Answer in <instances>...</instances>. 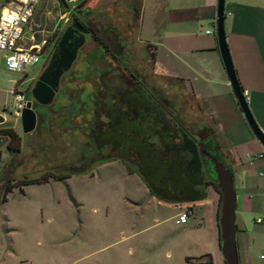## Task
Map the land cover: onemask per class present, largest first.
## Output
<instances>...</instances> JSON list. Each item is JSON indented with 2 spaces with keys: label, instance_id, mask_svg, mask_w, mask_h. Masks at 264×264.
Returning a JSON list of instances; mask_svg holds the SVG:
<instances>
[{
  "label": "rangeland",
  "instance_id": "1",
  "mask_svg": "<svg viewBox=\"0 0 264 264\" xmlns=\"http://www.w3.org/2000/svg\"><path fill=\"white\" fill-rule=\"evenodd\" d=\"M7 1L0 0V12ZM140 5L141 0H84L78 10L90 9L93 15L106 10L111 14L112 10L115 13L108 16L109 22L132 27ZM66 11L67 7L61 0H39L30 24L33 33L27 29L24 39L31 40L34 35L35 43L39 44L43 53L40 63L30 67L26 76L4 67L0 70V117L6 118L7 126L15 127L13 130L20 134L23 149L15 157L8 156L7 150H3L0 191L9 180L38 179L49 173L65 175L67 165L80 157L83 134L88 129L84 119H89L90 111L84 109L81 112L73 130L68 127L64 131L54 128L51 134H44L43 138L40 137L44 133L42 131L26 135L21 118L14 114L13 96L10 93L14 89L13 81L19 80L17 89L25 94L26 101L34 99L30 89L32 80L41 72L51 49L79 12L73 13L65 22ZM135 34L128 44L124 62L132 70L148 73L153 64L147 61L151 58L147 44L141 43ZM125 42L127 44V40ZM100 56L98 50L91 58L82 56L77 68L84 69L94 59L100 60ZM149 79L151 83L158 82L150 76ZM69 83L73 88L84 83V80L81 76H73ZM39 150L43 152L33 158L32 154ZM263 170L264 167L257 168L250 173L251 184L264 186ZM235 176L238 181L240 177ZM71 177L68 182L51 180L45 185L26 187L24 194L15 190L9 195L5 208L0 205V255L12 251L11 246L34 251L33 242L35 244L40 240L45 247H39L35 252L39 254L40 250L42 254L41 249L48 252L56 264H189L187 259L197 258L195 250L202 247L210 250L211 264H217L215 251L222 256L212 190L203 201L206 206L194 209L188 225H177L175 219H171L176 210L167 203L159 204V200L149 202L150 197L144 193V188L118 166L94 167ZM216 196L218 199L219 196ZM260 203L263 207L261 213L247 218L249 257L253 264H264L261 258L264 255V220L262 223L256 222L257 218L264 216V190L260 193ZM220 209L221 203L218 211ZM4 214L11 220L10 226L1 224ZM7 228L15 229L11 238L6 236ZM31 231L37 234L30 239L28 234ZM122 231L132 234L129 243L121 240ZM107 233L110 236L105 237Z\"/></svg>",
  "mask_w": 264,
  "mask_h": 264
},
{
  "label": "crops",
  "instance_id": "2",
  "mask_svg": "<svg viewBox=\"0 0 264 264\" xmlns=\"http://www.w3.org/2000/svg\"><path fill=\"white\" fill-rule=\"evenodd\" d=\"M218 3L219 0H141L138 16L132 27L121 23H109L115 26L116 34L121 36V39L125 38L128 44L132 42L135 33L141 43L147 44L151 57L147 61L153 64L151 74L159 77L161 88L167 97L172 98V103L180 112L181 121L197 131L213 133L222 153L227 155L226 162L233 170L234 188L237 194L236 242L239 263L253 264L249 257L247 218L261 213L263 207L260 203V193L264 190V186L251 184L250 173L254 169L264 167V147L249 128L223 65L217 39ZM110 12L115 13L112 10ZM103 14L111 15L108 10ZM28 29L31 32L33 30L31 27ZM225 33L239 84L243 92L249 93L248 106L264 133V0H225ZM32 45H39L35 43L34 35L31 40L25 39L23 46L28 48ZM105 61L112 64L108 57ZM100 62L101 60L94 59L93 63L86 64L84 69H79L83 71L78 76L88 73L95 81L99 71L102 73L107 69V66ZM3 67L5 68L4 61L0 59V70ZM19 85V80L13 81L14 89H17ZM75 88L84 89L82 95L84 101L91 99L88 97H90L92 83L84 81ZM174 93L178 95L179 100L173 99ZM87 111H90L88 118L91 119L92 112ZM8 128L15 127L7 126L6 118L1 117L0 132ZM6 146L2 150H6ZM114 165L126 170L128 176L137 180L142 189L144 188V193L150 197L149 202L159 200V204L167 203L176 210V214L171 219H175L177 225H181L177 223V219L183 209L189 205L194 209L206 206L203 201L208 198L209 190H212L215 219L218 235H220L217 213L221 194L213 184H210L200 196L190 198L198 200L178 202L151 193L142 177L135 171L129 170L120 161L108 162L99 167ZM263 173L264 170L261 174ZM235 175L240 177L238 181ZM71 176L61 182H68ZM51 180L56 181L49 179L47 183L35 185H45ZM204 195H207L205 199L200 198ZM216 195L219 196L218 199ZM8 202L9 196L8 201L2 206L3 209ZM10 222L9 217L4 214L1 224L10 226ZM188 223L189 220L185 225ZM6 232V236L11 238L15 229L7 228ZM35 232L31 231L28 237L33 238L37 234ZM120 235L123 242H130L132 234H129V231H122ZM108 236L110 233H107L105 237ZM117 242H112L110 245ZM25 245L29 244L25 243ZM11 247L12 251L0 255V264H56L48 252L42 249V254L40 250H38L39 254L35 252L37 248L45 247L40 240L35 244L33 242L34 251L30 252L23 251L18 246ZM219 248L221 250L220 242ZM209 252L208 248L197 249L195 250L197 258H191L192 260L187 262L211 264ZM218 253L215 251L217 264H226L223 256Z\"/></svg>",
  "mask_w": 264,
  "mask_h": 264
},
{
  "label": "flooded vegetation",
  "instance_id": "3",
  "mask_svg": "<svg viewBox=\"0 0 264 264\" xmlns=\"http://www.w3.org/2000/svg\"><path fill=\"white\" fill-rule=\"evenodd\" d=\"M76 15L30 84L33 90L43 78L55 89L48 106L31 100L37 112L35 131L44 132L41 138L55 129H75L76 119L91 104L92 118L84 119L88 129L83 134L80 157L67 165L65 175L120 161L142 177L151 193L180 202L200 196L210 184H218L215 160L233 172L213 133L197 131L181 121L180 112L163 92L159 77L150 70L141 73L125 64L128 43L116 34L108 15H93L88 9ZM96 50L101 52L100 64L107 69L99 71L95 81L88 73L81 76L92 83L91 99L84 101V89L72 88L69 80L82 74L83 70L77 68L82 56L91 58ZM73 54L76 57L68 66ZM107 57L112 64L105 61ZM149 76L158 82L151 83ZM173 96L179 100L177 94ZM42 152L39 150L32 157Z\"/></svg>",
  "mask_w": 264,
  "mask_h": 264
},
{
  "label": "water",
  "instance_id": "4",
  "mask_svg": "<svg viewBox=\"0 0 264 264\" xmlns=\"http://www.w3.org/2000/svg\"><path fill=\"white\" fill-rule=\"evenodd\" d=\"M66 38L67 34L63 37V42L66 41ZM217 39L223 65L238 105L253 135L264 147V133L253 117L248 103L245 101L227 45L225 33V0H219L218 3ZM75 57L76 54L70 57L68 66H71ZM32 95L38 104L48 106L55 95V89L41 78L40 83L32 90ZM21 124L24 134H30L37 128V112L32 101L27 103V107L22 112ZM8 141L9 137L0 135V149L6 146ZM215 165L217 170V183L221 194V209L218 217L222 245L221 253L226 264H240L236 242L237 194L234 188V174L219 160H215ZM206 197L207 195H204L200 198L205 199ZM195 200L198 199H190L183 202H192Z\"/></svg>",
  "mask_w": 264,
  "mask_h": 264
},
{
  "label": "built area",
  "instance_id": "5",
  "mask_svg": "<svg viewBox=\"0 0 264 264\" xmlns=\"http://www.w3.org/2000/svg\"><path fill=\"white\" fill-rule=\"evenodd\" d=\"M67 7L64 14L65 22L69 17L78 11V6L84 0H63ZM39 0H8L0 12V59H3L5 68L14 73L25 74L28 69L41 61L43 53L39 45H32L26 48L24 45V33L30 27L35 15ZM210 33V31L208 32ZM13 96V108L16 117H21L23 110L27 107L25 94L18 89L11 92ZM245 101L249 103L250 95L243 92ZM264 175V173H263ZM194 214L193 206H186L178 215L177 223L185 225ZM263 218L257 219L262 223ZM264 259V255L261 256Z\"/></svg>",
  "mask_w": 264,
  "mask_h": 264
},
{
  "label": "trees",
  "instance_id": "6",
  "mask_svg": "<svg viewBox=\"0 0 264 264\" xmlns=\"http://www.w3.org/2000/svg\"><path fill=\"white\" fill-rule=\"evenodd\" d=\"M61 1L64 3L63 0H61ZM2 134L4 136L9 137V142L7 143V146H6L7 153L11 157H15V156H18L19 154H21V152H22V139L19 136V134L16 133L11 128L2 130ZM3 154H4V151L2 149H0V164L3 161ZM69 177H70V175H57L56 173H49V174H47L41 178H38V179H24L21 181H14V180L6 181L5 185L1 187L0 205L3 206L8 201V196L16 189L19 190L21 193H24V188L26 186L35 185V184H38V185L44 184V183H47L49 181V179H54L56 181H65ZM214 186L220 193V189H219L218 184H214ZM220 203H221V199H220ZM219 214H220V211H218V213H217V218L219 217ZM219 234H220V232H219ZM219 242H220V246L222 248L220 239H219ZM191 260H192L191 258L187 259V261H191Z\"/></svg>",
  "mask_w": 264,
  "mask_h": 264
}]
</instances>
